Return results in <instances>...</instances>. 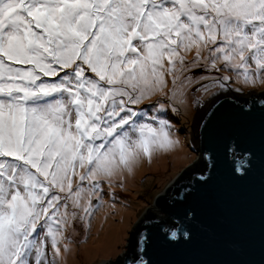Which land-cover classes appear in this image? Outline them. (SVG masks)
Wrapping results in <instances>:
<instances>
[{
	"label": "snow or ice",
	"instance_id": "6c2138e0",
	"mask_svg": "<svg viewBox=\"0 0 264 264\" xmlns=\"http://www.w3.org/2000/svg\"><path fill=\"white\" fill-rule=\"evenodd\" d=\"M233 81L264 87V0H0V264H68L106 197L180 143L189 89L242 93Z\"/></svg>",
	"mask_w": 264,
	"mask_h": 264
},
{
	"label": "water",
	"instance_id": "95a60500",
	"mask_svg": "<svg viewBox=\"0 0 264 264\" xmlns=\"http://www.w3.org/2000/svg\"><path fill=\"white\" fill-rule=\"evenodd\" d=\"M262 109L261 95L244 100L229 92L212 101L197 127L205 167L186 171L166 188L130 239L124 261L116 264H127L138 245L152 264H264ZM245 151L254 156L242 177L233 168ZM208 176L210 182L203 183L200 178ZM186 212L195 217L188 222L191 237L171 240L165 229Z\"/></svg>",
	"mask_w": 264,
	"mask_h": 264
},
{
	"label": "rangeland",
	"instance_id": "374dc122",
	"mask_svg": "<svg viewBox=\"0 0 264 264\" xmlns=\"http://www.w3.org/2000/svg\"><path fill=\"white\" fill-rule=\"evenodd\" d=\"M232 87L243 88L234 81ZM197 88L199 85H193L188 91L186 103L179 105L178 113L171 114L175 137L180 143L173 150L155 154L150 162L145 160L133 175L128 176L125 186L116 189L115 199L106 197L107 204L96 214L90 232H81L76 237L78 243L68 257V264H116L124 261L129 252L130 239L156 206V199L165 193L168 186L184 179L186 171L199 168L204 158L198 145L200 114L205 113L214 99L229 92L244 100L264 92V87L258 86L256 89L243 88L242 93L227 91L212 96L197 91ZM253 91L257 95H251ZM113 204L115 206L111 207ZM110 221L117 235L111 248L103 249L100 248L98 232Z\"/></svg>",
	"mask_w": 264,
	"mask_h": 264
},
{
	"label": "bare ground",
	"instance_id": "6f19581e",
	"mask_svg": "<svg viewBox=\"0 0 264 264\" xmlns=\"http://www.w3.org/2000/svg\"><path fill=\"white\" fill-rule=\"evenodd\" d=\"M201 115L203 116L204 114H200V119H202ZM98 234L100 236V248L110 249L117 235V231L112 222L110 221L103 228L100 229Z\"/></svg>",
	"mask_w": 264,
	"mask_h": 264
},
{
	"label": "trees",
	"instance_id": "16d2710c",
	"mask_svg": "<svg viewBox=\"0 0 264 264\" xmlns=\"http://www.w3.org/2000/svg\"><path fill=\"white\" fill-rule=\"evenodd\" d=\"M199 165V168L196 167L192 168L191 170H201L203 167H205L203 159L200 161Z\"/></svg>",
	"mask_w": 264,
	"mask_h": 264
}]
</instances>
